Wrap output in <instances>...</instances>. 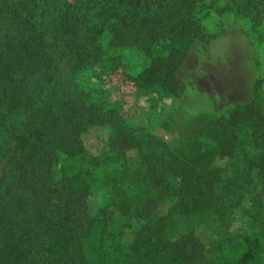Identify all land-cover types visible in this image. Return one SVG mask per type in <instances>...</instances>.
<instances>
[{
	"label": "rangeland",
	"instance_id": "1",
	"mask_svg": "<svg viewBox=\"0 0 264 264\" xmlns=\"http://www.w3.org/2000/svg\"><path fill=\"white\" fill-rule=\"evenodd\" d=\"M56 1L63 8L83 4ZM187 1L210 42L205 51L194 48L177 73L182 90L165 88L160 75L149 86L135 83L149 60L132 47L105 48V37L99 40L105 48L102 61L65 70V77L91 102L114 109L137 130V143L124 153V199L117 203L113 229L128 225L138 230L152 264H209L264 223V172L259 167L264 150V0ZM49 90L35 98L36 116L49 111L41 106L59 96ZM51 112L67 116L57 106ZM14 121L20 130L28 117L19 115ZM6 128L0 122V195L19 224L34 230L38 247L55 201L37 199L33 205L42 206L30 209L20 181L7 174L1 160ZM115 139L108 126L89 127L81 135L84 157L56 151L50 155L48 186L79 170L94 169L105 156L121 154L114 149ZM182 147L212 149L220 180L198 176L185 166L176 153ZM195 185L209 196L213 211H185ZM105 201L104 191L95 188L89 206L94 210Z\"/></svg>",
	"mask_w": 264,
	"mask_h": 264
},
{
	"label": "trees",
	"instance_id": "2",
	"mask_svg": "<svg viewBox=\"0 0 264 264\" xmlns=\"http://www.w3.org/2000/svg\"><path fill=\"white\" fill-rule=\"evenodd\" d=\"M192 9L187 0H83L80 7L65 8L56 0H0V122L12 133L9 137L8 128L2 133L1 160L7 174L20 181L27 204L55 201L54 215L36 247L34 230L19 224L0 195V264H152L138 230L128 225L113 229L117 203L124 199V153L137 143V130L114 109L91 102L65 77V70L72 64L97 65L105 48L132 47L149 60L135 83L149 86L160 75L165 88L182 90L177 73L194 48L205 51L210 42ZM102 37L107 39L105 48L99 43ZM47 89L59 96L41 106L49 111L36 116L35 98ZM56 106L65 118L51 112ZM25 114L27 124L18 130L14 119ZM93 126L112 128L114 149L121 154L105 156L94 169L79 170L48 186L50 155L56 151L84 157L81 135ZM176 153L198 176L220 180L212 149L182 147ZM259 167L264 172V150ZM95 188L104 191L106 201L93 210L89 200ZM213 209L200 185L193 186L185 211ZM257 263L264 264V223L209 264Z\"/></svg>",
	"mask_w": 264,
	"mask_h": 264
}]
</instances>
